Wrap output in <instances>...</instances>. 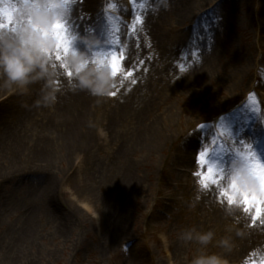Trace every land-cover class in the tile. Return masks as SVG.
<instances>
[{
    "label": "rangeland",
    "instance_id": "1",
    "mask_svg": "<svg viewBox=\"0 0 264 264\" xmlns=\"http://www.w3.org/2000/svg\"><path fill=\"white\" fill-rule=\"evenodd\" d=\"M107 1L84 3L97 2L93 11L113 3L115 22L123 18L126 2L135 7L125 21L132 29L127 34L133 38L128 47L133 65H127L128 53L121 64L116 56L111 89L116 95H85V102L124 97L132 104L135 97L126 99L130 93L139 103L131 114L111 120L95 112V103L86 104L83 122L90 136L52 152V159L41 164L39 148L55 135L54 127L42 121H54V114L41 119L30 114V86L0 92V264H191L200 246L179 234L192 227L215 233L208 249L222 253L227 264H264L259 245L233 241L240 219L221 213L217 221L213 208L223 205L217 177L234 160L251 154L252 164L264 166L258 157L264 154V0H194L199 11L205 9L196 23L176 15L184 0ZM17 2L0 0L5 31L15 26L10 5ZM62 2L75 12L82 6V0ZM80 30L87 37L95 32ZM165 50L172 58L159 56ZM113 53L102 52V59L111 62ZM147 83L153 86L150 98L143 96ZM142 111L141 122L135 117ZM155 120L160 133L165 130L172 139L150 155L141 143L132 146V138ZM34 146L38 160L26 152ZM128 172L133 180L124 191ZM124 192L128 231L117 242L121 200L114 196ZM26 225V234L34 232L31 241L22 234ZM224 237L231 240L227 250L217 244Z\"/></svg>",
    "mask_w": 264,
    "mask_h": 264
},
{
    "label": "bare ground",
    "instance_id": "2",
    "mask_svg": "<svg viewBox=\"0 0 264 264\" xmlns=\"http://www.w3.org/2000/svg\"><path fill=\"white\" fill-rule=\"evenodd\" d=\"M84 1L82 0V6L80 7L79 12H75V10L72 11L70 8L64 7L62 0H53V5L59 4V5H62V7L52 8V12H53V16L55 17L54 22L60 21L61 24L64 25V27H62L60 30L61 34H63L66 30L67 38L70 41H73V44H74L73 47L77 48L78 50L84 51L87 54L88 48L84 43L85 39H98L100 42H104L102 39L104 38V35L109 31L114 35L113 39L119 40L118 37H120L123 32L120 30L119 27L113 24L115 21V18L113 16L110 17V21L107 24L103 26L97 25V20L100 16L99 13L103 6L93 11L97 2H93V3L91 2L90 4L85 5ZM210 1H213V0H210ZM204 2H209V0H204ZM204 10L202 9L199 11L194 0H184L183 5L179 9V11L176 13V15L180 18V20H183L184 22L186 19L189 18L192 22L196 23V21L201 17L200 13L203 12ZM151 14H152V11H151ZM154 15H157L156 10L154 12ZM70 22L72 23V26L69 25ZM78 22H82L83 24L81 25ZM79 24L83 27V29H87V28L94 29L95 28V32L93 33L92 36L87 37V34L79 29ZM146 26L149 29L153 30L156 33V35H159V33L156 32L157 27H155V25L152 26L148 22ZM129 32L132 33V29L129 30L128 33ZM53 35L57 40V44L60 45V41L57 35L55 33H53ZM73 38L75 39L73 40ZM131 38H132V35L130 34L128 38L125 39L126 41L123 42L124 48L118 51L119 54H121L122 56L125 54L126 49L129 47L130 45L129 41H131ZM73 47H70L69 49ZM58 50L61 53V55H63V51H64L63 46H60ZM128 51L129 50L127 49L125 55H127ZM165 52L166 53L160 52L159 56L162 58H172L170 54V53H173L172 51L165 50ZM99 55L101 54H98L97 56ZM121 55L120 57H122ZM206 55H209V52ZM97 56L95 57L88 56L89 61L93 62L95 61V59L100 58ZM120 57H118L119 61H121ZM126 61H130L129 64L127 65H133V62H131L132 58H131L130 53H128ZM52 65H54L55 67L53 69L54 75L52 77V82L50 85L48 84L47 80H39L29 85L30 86L29 88L34 91L33 92L34 100L27 107L29 108L30 114H35L36 118L39 117L38 119L54 114V121L50 118L47 121H42L43 125L46 124V125H49L50 127H54L52 129L55 130L53 142L47 145H45L44 143L43 145H41V148H39V152L41 153L40 157H42L43 160H38V158L40 159V157L37 154L38 152L34 150L36 149L35 146L33 148L29 147L26 150V152L35 153L33 155V158L38 160L40 163L47 161L48 158L52 159L51 158L52 152L56 150H60V149L65 150L70 145H72V143L76 142L75 141L76 139L81 141L85 137V135L90 136V132L84 129L85 126L83 122L85 114H87V112L84 111L86 104L88 105V104L95 103L96 104L95 112H105L107 114V117L111 120L112 118H115L119 114H131L130 110L132 108V105L133 104L137 105L139 103L138 102L139 97L135 96L134 94H130V93H129L130 95L127 94L126 99H129L130 97H135L133 98L131 102L132 104H129L128 101H125L124 100L125 98L123 96H122L123 101L119 99H114L113 101L111 100L112 102L111 101H104V102L90 101V103H86L85 101H87L88 99L85 98V95L86 96H93V95L90 94L87 90H81L79 88L74 87V84H76L77 82L75 73L70 68H66L62 66L61 61L56 60L54 57L52 60ZM69 73H71V75H69ZM145 87H146V90L143 93V96L150 98L148 91L153 86L151 83H147V86L145 85ZM133 88H136V86H134ZM8 89L10 88L6 87L5 85L0 86V92H2L3 90H8ZM53 90L55 91V94L57 97L56 102L54 104L46 105L44 103H38V101L41 100V97L45 91H53ZM98 98L101 99L100 97ZM51 110H54V111H51ZM143 117H144V113L142 111L135 118L138 120H141L142 122ZM167 124H171V122ZM167 124L164 126H167ZM161 127H160V124L157 122V120H155L153 123L150 122L148 125L144 126L137 134H133L134 137L132 138V146H134L135 143H141L139 145L141 146V149L144 150V152H148L150 155L155 154V152L157 151V149L159 148L161 144H164L167 140L172 139L171 138L172 136L169 135L168 133L166 134L165 130L163 133H160ZM78 135H81V136L78 137ZM59 154L61 155V152H59ZM198 158L199 160H201V150L198 151ZM231 170L232 168H228L224 172L221 171L219 176L217 177V186L220 190H223V193H226V195L222 194V191L219 193V196L223 197L222 203H221L223 205H220L221 208H219L218 206L213 207L214 212H215V219L217 221L222 219L223 216L220 215L221 213H223L224 215L232 214L234 218L236 219L239 218L240 223L237 225V227L233 229V232H234L233 241L237 243V245H242L243 247H247L248 245L257 244L259 245L258 248L260 250H263L264 249V242H263V239H264V200H262L261 197L262 195H264V191L261 190L262 184L259 186L255 185L254 190L248 193V196H247L248 203L247 204H245L244 202V196L240 195L239 205L233 206L231 213H229L228 211H226V208L228 206L226 198L228 196H231V190L233 189L231 187V181L229 179ZM125 180H127V182L124 187V191H128L130 188L131 182L133 180L130 172L126 174ZM45 188H48V186L45 185ZM125 193L127 192H124L122 194H116L114 196L117 201L121 200L120 215H121L122 220H120L119 223L117 224V229H116V232L113 238L117 240V242H121L125 237H127V231H128L127 209L124 204V198H123V195ZM167 195L172 196L173 194H167ZM232 196L235 197L236 193H234ZM213 198H215V195H213ZM245 207L248 208L247 212L244 211ZM258 209H259V215H257ZM254 217L256 218L254 219ZM27 231H28V228L26 225L22 234L25 235ZM20 235H21V230H19L16 236H20ZM33 236H34V232H29L24 237L27 241H31Z\"/></svg>",
    "mask_w": 264,
    "mask_h": 264
},
{
    "label": "clouds",
    "instance_id": "3",
    "mask_svg": "<svg viewBox=\"0 0 264 264\" xmlns=\"http://www.w3.org/2000/svg\"><path fill=\"white\" fill-rule=\"evenodd\" d=\"M60 7L62 5H50L46 0H18L15 5H10L15 26L10 31H5L0 26V77L3 78L4 85L13 90H26L30 84L39 80H47L50 85L54 75V57L61 61L62 66L75 73V88L87 90L97 97L110 95L116 71L114 61L97 58L90 62L88 55L75 47L65 49L63 55L59 52L53 35L55 17L51 9ZM84 43L87 48H92L99 45L100 41L85 39ZM56 98L54 90L45 91L38 103L54 104ZM229 179L236 193L233 202L227 203L226 211L231 213L233 206L239 205V196L254 190L257 175L241 157L232 162ZM179 239L186 243L195 241L200 246L192 257L191 264H227L222 253L210 252L208 249L215 239L212 230L201 231L192 227L183 230ZM217 244L227 250L231 247V240L224 237Z\"/></svg>",
    "mask_w": 264,
    "mask_h": 264
},
{
    "label": "snow or ice",
    "instance_id": "4",
    "mask_svg": "<svg viewBox=\"0 0 264 264\" xmlns=\"http://www.w3.org/2000/svg\"><path fill=\"white\" fill-rule=\"evenodd\" d=\"M66 2H67V0H66ZM137 19L139 20V18H137ZM8 22H9V24L12 23L11 17H9ZM0 26H3L4 27L3 23H0ZM62 27H64V25H62L60 21H56L52 25L53 33H55L57 35V37L59 38V41H60V45H58V48L60 46H63V49L65 50V49H69L70 47H73L74 44H73V41H70L67 38V32H66V30H65V32L63 34H61V31L60 30H61ZM74 39L75 38H73V40ZM56 60H59V59H56ZM111 60L114 61V62L116 61V55H115V53H113L111 55ZM115 65H116V63H115ZM116 74H117V66H116V71H115L114 75H116ZM69 75H71V73H69ZM129 75H131V73H129ZM110 95L115 96L116 95V92H111ZM201 127H203V125H201ZM242 158L245 159L249 163V165L251 166V170L255 174L257 173V170L258 169H261L259 178L261 180L262 186H264V166L252 164L251 161H252L253 157H252L251 154H249L247 156H242ZM209 171H211V169H209ZM202 187L207 188L208 185L205 183V184L202 185ZM231 187H234V185H231ZM221 191H222V194H225L226 195V193H223V190H221ZM241 195L244 196V202H245V204H247L248 203V200H247L248 192L242 193ZM234 199H235L234 196H228L227 197V203L233 202ZM261 199L264 200V195H262ZM244 211L247 212L248 211V208L245 207ZM257 215H259V209L257 210ZM255 218L256 217H254V219Z\"/></svg>",
    "mask_w": 264,
    "mask_h": 264
}]
</instances>
